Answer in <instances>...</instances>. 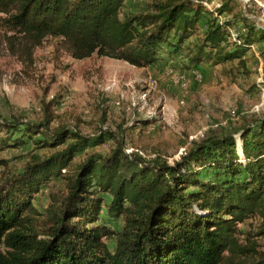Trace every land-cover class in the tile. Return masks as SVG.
Instances as JSON below:
<instances>
[{
	"label": "trees",
	"instance_id": "obj_1",
	"mask_svg": "<svg viewBox=\"0 0 264 264\" xmlns=\"http://www.w3.org/2000/svg\"><path fill=\"white\" fill-rule=\"evenodd\" d=\"M125 5L0 0V21L36 41L62 37L79 58L96 51L136 67L166 52L187 67L245 69L244 55L264 40V29L237 0H147L136 12L123 11ZM52 120L50 112L39 122L0 120V151L28 142L63 146L49 157L32 154L20 172L0 181V264H264V251L243 243L238 228L248 219L264 221V117L239 137L216 133L194 142L173 163L127 152L120 126L88 137L66 126L51 129ZM107 139L115 140L108 155L90 153L67 172L78 152ZM55 176L65 181L66 195L39 213L34 194ZM117 218L118 230L105 222Z\"/></svg>",
	"mask_w": 264,
	"mask_h": 264
},
{
	"label": "rangeland",
	"instance_id": "obj_2",
	"mask_svg": "<svg viewBox=\"0 0 264 264\" xmlns=\"http://www.w3.org/2000/svg\"><path fill=\"white\" fill-rule=\"evenodd\" d=\"M146 1L126 0L123 11H140ZM237 3L250 22L264 29V0ZM77 55L74 45L62 37L36 41L0 21V120L12 115L39 122L50 112L49 128L66 126L88 137L100 130L117 133L120 126L127 152L173 163L194 142L216 133L239 137L243 127L255 126L264 117V40L244 55L245 69L205 62L187 67L184 58L166 52L146 67L96 51ZM114 145V139H107L88 146L75 155L67 172L90 153L108 155ZM62 147L36 148L28 142L0 151V181L20 172L32 154L49 157ZM66 192L62 177H52L34 194L33 205L44 213ZM101 215L105 217V210ZM105 222L115 230L122 226L120 218ZM238 228L243 243L254 241L256 249L264 251V234H256L264 230V221L248 219ZM106 242L112 250L113 238Z\"/></svg>",
	"mask_w": 264,
	"mask_h": 264
},
{
	"label": "crops",
	"instance_id": "obj_3",
	"mask_svg": "<svg viewBox=\"0 0 264 264\" xmlns=\"http://www.w3.org/2000/svg\"><path fill=\"white\" fill-rule=\"evenodd\" d=\"M199 65H201V64H198L197 66L199 67Z\"/></svg>",
	"mask_w": 264,
	"mask_h": 264
}]
</instances>
